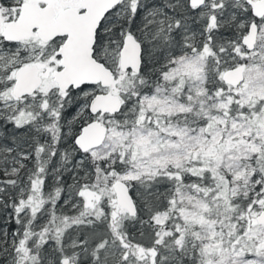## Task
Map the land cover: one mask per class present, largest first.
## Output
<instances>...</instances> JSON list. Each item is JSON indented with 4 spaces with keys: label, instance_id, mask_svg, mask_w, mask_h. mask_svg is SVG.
Segmentation results:
<instances>
[{
    "label": "snow or ice",
    "instance_id": "6c2138e0",
    "mask_svg": "<svg viewBox=\"0 0 264 264\" xmlns=\"http://www.w3.org/2000/svg\"><path fill=\"white\" fill-rule=\"evenodd\" d=\"M0 264H264V0H0Z\"/></svg>",
    "mask_w": 264,
    "mask_h": 264
}]
</instances>
